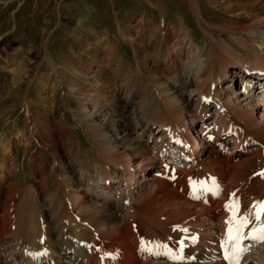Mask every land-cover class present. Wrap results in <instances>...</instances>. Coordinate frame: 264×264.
Here are the masks:
<instances>
[{
  "label": "bare ground",
  "instance_id": "obj_1",
  "mask_svg": "<svg viewBox=\"0 0 264 264\" xmlns=\"http://www.w3.org/2000/svg\"><path fill=\"white\" fill-rule=\"evenodd\" d=\"M212 3L247 19L222 27L251 37L242 41L241 54L218 50V64L213 54L205 63L193 39L172 43L165 34L166 52L151 58V42L125 34L136 65L125 69L124 62H111L113 48L106 52L116 81L113 93L101 79V65L74 67L77 80L62 76L80 103L99 162L79 158L69 126L48 116L45 148L54 171L63 173L56 203L47 199L42 153L29 152L42 145L37 132L32 138L20 129L15 134L39 164L34 192H11L16 155L13 144L3 143L0 264H224L213 234L235 218L236 208L264 200V90L254 97L250 89L264 82V0ZM189 5L198 21L210 24L199 0ZM200 184L214 187L228 207L205 206L192 193ZM253 257L247 263L264 264V244Z\"/></svg>",
  "mask_w": 264,
  "mask_h": 264
},
{
  "label": "rangeland",
  "instance_id": "obj_2",
  "mask_svg": "<svg viewBox=\"0 0 264 264\" xmlns=\"http://www.w3.org/2000/svg\"><path fill=\"white\" fill-rule=\"evenodd\" d=\"M199 2L210 24L198 21L189 0H0V149L3 143H11L16 155L17 178L11 192L16 196L19 192H34L39 184V164L29 159L25 143L15 135L18 129L30 138L37 132L42 145L30 146L29 152L42 153L44 183L50 195L47 199L57 202V179L63 173L60 169L59 174L54 171L53 155L45 148L50 139L44 133V122L50 115L69 126L71 145L79 158L92 165L99 162L98 149L81 122L80 103L65 89L72 85L61 78L77 80L72 73L74 67L98 69L101 65V79L107 81V90L113 93L116 81L112 66H106L110 62L106 52L113 48L116 54L111 62H124L125 69L136 65L135 49L125 34L137 40L142 35L145 44L151 42V58L159 51L162 55L166 52L165 34L172 43L177 37L193 39L205 63L212 54L217 63L218 50L243 52L242 41H251V37L243 34L244 39L239 38V31L233 35L222 27H236L247 19H241L239 13L234 16L231 11L224 12L212 0ZM252 53L250 58L255 56V51ZM208 64L206 70L211 68ZM2 156L0 150V160Z\"/></svg>",
  "mask_w": 264,
  "mask_h": 264
}]
</instances>
